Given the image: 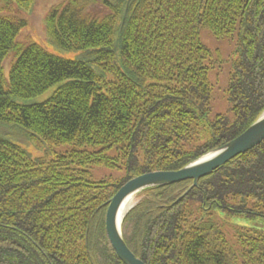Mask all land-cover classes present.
<instances>
[{
    "label": "trees",
    "instance_id": "obj_1",
    "mask_svg": "<svg viewBox=\"0 0 264 264\" xmlns=\"http://www.w3.org/2000/svg\"><path fill=\"white\" fill-rule=\"evenodd\" d=\"M35 0H0V264H123L105 231L129 180L178 171L244 132L264 111V0H67L45 30L77 61L19 42ZM234 42L228 115L210 118L214 60L200 40ZM10 64L8 79L4 63ZM52 96L30 101L50 89ZM64 147L63 152L56 149ZM93 168L122 173L92 178ZM190 181L143 191L121 224L144 264H264V140L184 197ZM217 213V214H216Z\"/></svg>",
    "mask_w": 264,
    "mask_h": 264
},
{
    "label": "rangeland",
    "instance_id": "obj_2",
    "mask_svg": "<svg viewBox=\"0 0 264 264\" xmlns=\"http://www.w3.org/2000/svg\"><path fill=\"white\" fill-rule=\"evenodd\" d=\"M67 0H35L31 6L28 8V11L20 13L19 16L23 18L26 22V27L20 31V34L17 38L19 42H32L38 46L44 48L49 54L57 56L62 59L77 61L81 57L82 52H69L63 49H60L56 46L45 30V23L47 14L50 12L51 8L54 6L61 5ZM115 1V0H110ZM201 43L207 47L212 54L214 60L213 68L209 73V80L212 88V97L210 101V118H214L216 115H228L232 118V114L229 111V104L226 98V85H227V76L228 70L230 68V58L231 54L234 51V42L228 40H216L207 30H202L200 33ZM10 64L8 60L4 63V76L6 80L8 79ZM55 88L50 89L43 95L30 99V101H23L15 98L14 101L19 105L24 104H36L42 103L48 100ZM0 134L6 136L5 139L11 141L22 150H24L31 157H38L40 154L35 151V149L26 143L23 140H18L10 137V130L7 127L0 125ZM66 148L61 147L56 149L57 152H63ZM92 178L99 180L102 178L108 177H120L122 173L114 172L109 169L104 168H93L91 170ZM143 192L133 196L134 206L142 199ZM217 214V213H216ZM219 222L223 225L224 232L226 237L229 238L230 235H233L235 232H232L233 227L237 226H252L256 230L264 232V220L262 219H253L250 222L244 221L242 219H228L221 214H217Z\"/></svg>",
    "mask_w": 264,
    "mask_h": 264
},
{
    "label": "water",
    "instance_id": "obj_3",
    "mask_svg": "<svg viewBox=\"0 0 264 264\" xmlns=\"http://www.w3.org/2000/svg\"><path fill=\"white\" fill-rule=\"evenodd\" d=\"M264 140V111L239 136L227 142L216 150L200 157L178 171H158L137 176L119 188L109 200L105 213V231L109 243L117 258L123 264H144L126 246L121 231L124 217L121 211L129 199L147 189L162 188L181 182L190 181L191 185L180 197H184L199 180L210 175L235 157L244 154Z\"/></svg>",
    "mask_w": 264,
    "mask_h": 264
},
{
    "label": "bare ground",
    "instance_id": "obj_4",
    "mask_svg": "<svg viewBox=\"0 0 264 264\" xmlns=\"http://www.w3.org/2000/svg\"><path fill=\"white\" fill-rule=\"evenodd\" d=\"M134 207L133 198L126 201L124 204L122 211H121V217H124L132 208Z\"/></svg>",
    "mask_w": 264,
    "mask_h": 264
}]
</instances>
